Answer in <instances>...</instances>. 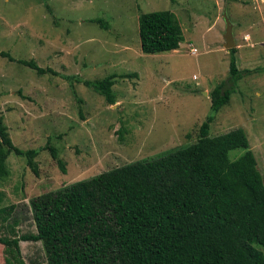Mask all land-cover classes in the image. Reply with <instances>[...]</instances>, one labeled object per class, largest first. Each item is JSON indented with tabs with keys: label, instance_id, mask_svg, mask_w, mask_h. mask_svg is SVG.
I'll return each instance as SVG.
<instances>
[{
	"label": "rangeland",
	"instance_id": "1",
	"mask_svg": "<svg viewBox=\"0 0 264 264\" xmlns=\"http://www.w3.org/2000/svg\"><path fill=\"white\" fill-rule=\"evenodd\" d=\"M153 10L175 15L183 36L177 49L140 51L137 16ZM223 12L236 67L254 71L237 80L208 133L241 128L264 183V0H0V50L58 72L39 75L0 57V114L9 138L20 149L48 140L65 167L60 172L45 149L34 157L37 174L22 156L7 155L0 236L34 231L31 197L196 140L209 91L228 76ZM133 72L115 79L112 104L61 76L92 81ZM18 244L16 256L13 246L0 243V264L14 256V264H46L39 241Z\"/></svg>",
	"mask_w": 264,
	"mask_h": 264
},
{
	"label": "trees",
	"instance_id": "2",
	"mask_svg": "<svg viewBox=\"0 0 264 264\" xmlns=\"http://www.w3.org/2000/svg\"><path fill=\"white\" fill-rule=\"evenodd\" d=\"M137 35L143 53L175 50L183 39L169 10L140 12ZM235 51L228 50L227 78L209 91V112L194 142L31 197L34 231L0 236V243L13 246L17 256L19 241H39L46 264H264V183L245 133L239 127L208 133L237 80L254 71L236 67ZM0 57L39 75H58L4 50ZM131 75L136 74L91 81L61 74L93 87L108 104L115 101V79ZM40 149L65 173L48 140L42 148L15 146L0 114V178L7 175L9 153L22 156L37 174L34 157ZM236 149L241 152L230 154ZM14 257L4 258V264H14Z\"/></svg>",
	"mask_w": 264,
	"mask_h": 264
},
{
	"label": "water",
	"instance_id": "3",
	"mask_svg": "<svg viewBox=\"0 0 264 264\" xmlns=\"http://www.w3.org/2000/svg\"><path fill=\"white\" fill-rule=\"evenodd\" d=\"M222 17L224 19L225 22V28H224V32L222 34V38L224 41V46L226 49L232 48L234 47V40L231 34V25L230 22L228 21L225 13L223 12Z\"/></svg>",
	"mask_w": 264,
	"mask_h": 264
},
{
	"label": "crops",
	"instance_id": "4",
	"mask_svg": "<svg viewBox=\"0 0 264 264\" xmlns=\"http://www.w3.org/2000/svg\"><path fill=\"white\" fill-rule=\"evenodd\" d=\"M246 36V34L243 36V37H245ZM233 37V40H234V36H232ZM234 44H235V40H234Z\"/></svg>",
	"mask_w": 264,
	"mask_h": 264
},
{
	"label": "built area",
	"instance_id": "5",
	"mask_svg": "<svg viewBox=\"0 0 264 264\" xmlns=\"http://www.w3.org/2000/svg\"><path fill=\"white\" fill-rule=\"evenodd\" d=\"M195 49L194 48H192V51H194Z\"/></svg>",
	"mask_w": 264,
	"mask_h": 264
}]
</instances>
